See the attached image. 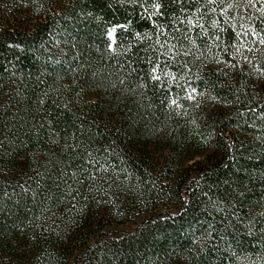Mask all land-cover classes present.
<instances>
[{
	"label": "trees",
	"instance_id": "trees-1",
	"mask_svg": "<svg viewBox=\"0 0 264 264\" xmlns=\"http://www.w3.org/2000/svg\"><path fill=\"white\" fill-rule=\"evenodd\" d=\"M262 39L264 0H0V264H264Z\"/></svg>",
	"mask_w": 264,
	"mask_h": 264
},
{
	"label": "snow or ice",
	"instance_id": "snow-or-ice-1",
	"mask_svg": "<svg viewBox=\"0 0 264 264\" xmlns=\"http://www.w3.org/2000/svg\"><path fill=\"white\" fill-rule=\"evenodd\" d=\"M159 7V5H157V8ZM262 44H264V39H262L261 41H260ZM173 103H175V101H173Z\"/></svg>",
	"mask_w": 264,
	"mask_h": 264
}]
</instances>
